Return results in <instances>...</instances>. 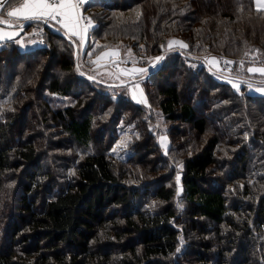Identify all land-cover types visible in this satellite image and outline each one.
<instances>
[{"label":"trees","instance_id":"1","mask_svg":"<svg viewBox=\"0 0 264 264\" xmlns=\"http://www.w3.org/2000/svg\"><path fill=\"white\" fill-rule=\"evenodd\" d=\"M86 7L92 26L83 48L32 21L24 29L41 27L42 45L0 46V264H264V93L249 89L259 80L248 76L261 73L247 68L264 60V9L255 0ZM131 8L120 45L142 42L141 55L163 56L138 77L144 101L108 92L75 61L112 10ZM206 53L222 58L223 70L199 59ZM79 85L95 91L89 103L74 95ZM49 95L70 100L52 105ZM34 103L44 118L35 124L34 112L19 123ZM99 104L102 128L93 118ZM153 108L169 138L165 152L148 122ZM53 121L70 139L64 148L40 132ZM110 122L129 136L118 143ZM73 142L82 154L69 159ZM72 161L58 184L66 176L58 167Z\"/></svg>","mask_w":264,"mask_h":264},{"label":"rangeland","instance_id":"2","mask_svg":"<svg viewBox=\"0 0 264 264\" xmlns=\"http://www.w3.org/2000/svg\"><path fill=\"white\" fill-rule=\"evenodd\" d=\"M15 1L16 0H6L5 3L3 4V6L1 7L2 9L0 8V12L4 11L8 7L13 6ZM88 2H89V0H82L83 5L80 9L81 11L75 7L70 9L71 12H77L81 22L83 24H87L86 25L87 28L92 26V22L90 21V17L87 14L89 12L88 10L91 7L90 8L86 7V9L84 8V6ZM255 6L259 9H264V0H255ZM132 11H133L132 8L129 10L124 9L122 11L112 10L110 13H112L113 15L114 14H116V15L108 23H105L104 25H102L103 27H102V30L100 32L101 35L97 34L96 35L97 37L95 36L94 38L90 39L91 48H88L89 50H87L85 54L80 55V51H76L75 61L83 71L87 72V75L89 76L88 78H90V79L95 78V79L106 82L108 84V86L105 90H107L108 92L111 90H116V91L123 90L124 94H130L133 99H135L137 101H144V97H145L144 91H143L142 85L140 83V79L138 77L146 75V73L150 72V70H152L154 68V66L156 67L161 62L163 56L161 57L160 53H158V55L151 56V57L141 55L142 54L141 53L142 52V46H143L142 42H137L135 45L134 44H128V43H130V40L128 39L129 41H128V43H127L128 45L126 47H122V45H120L121 42L124 40L123 35L127 34V32H128V25L132 19V17L130 19H129V17L131 16ZM79 12H81V15ZM85 12H87V13H85ZM108 20H109L108 17H105V19H103V21H108ZM32 22H35V21H32ZM38 22L41 24V21H38ZM23 24L25 25V22ZM31 24L34 26V24H36V22L31 23ZM87 28H86V30L84 29L83 35L81 37V42L79 43V42L74 41V43H76V44H79V45L81 44L82 48L87 43V39H86L87 30H88ZM31 29H25V33L28 35V37L33 36V40L35 39L34 43L37 45V43H36V40H37L36 31L41 30V29L40 28H37L34 30H31ZM52 30L55 31L54 29H52ZM107 32L109 33V35H107ZM28 33H30V35ZM41 34H42V31H41ZM107 37H110L111 40H106ZM102 38H104V39H102ZM171 39L172 40H169L168 45L170 47H173L175 49L180 50L178 45L175 42L176 38H171ZM15 43L17 44V46L19 45V41L15 42ZM35 44L32 43L30 45V47H32V48L36 47ZM42 44L43 43L38 44V45H42ZM24 47L25 46H23V49H24ZM76 49H77V47H76ZM20 50H22V49H20ZM24 50H28V49H24ZM90 50H91V52H90ZM83 53H84V51H83ZM200 56H201V58H199V59L209 63L210 65L213 64L215 69H217L219 71L223 70V68L220 66V64L223 63L222 58H220V60H218L215 56L207 55V53L205 55L202 54ZM147 60H149V61L147 63H145L144 61H147ZM263 61L258 62L256 64H250L247 67L248 71H250V72L261 73L258 75L248 76L250 78L252 77L256 80H259V82L249 83V89H253L254 91H258L261 93H264V62ZM190 65L196 66V65H198V62L196 61V64L191 63ZM231 73L232 74H230V75H232V76L235 75L233 72H231ZM81 89H83V90H81ZM79 91L83 92L81 100L85 101L84 99H86L88 101V103L90 100H93V98L96 96L95 91L93 89H90L87 85H85V86L79 85V90H77V92L74 95L79 94ZM46 95H47V93H46ZM93 95H94V97H92ZM119 95H120V93L116 92V96H119ZM49 97L51 99H53V102H51L52 105H53V103L55 105H59V104L65 105V103H67L70 100V98H67V97H65V98L60 97L59 99L58 98L57 99L52 98L50 95H49ZM97 99H99L101 101L102 97L98 96ZM100 109H101V104H99V106L94 110L93 118L95 119L96 126H98V127L100 126L99 128H102L101 123H98V119L101 115ZM35 110H36V104L34 103L28 109L24 120L19 121V123H23V121H25L26 119L32 118L31 114H33L34 112H35V114L33 117H34V119H37L36 117L39 116V112H40V116L37 119V123H35L38 125V122H40V117L43 116V114H44L43 111H46V108H42L41 110L38 108L36 111ZM104 110H106V109H104ZM148 110H149V107H148ZM107 111H108V109H107ZM119 113L120 112L118 111V114ZM151 113H153V118L151 119L150 116H148V122L150 120V126H152V127L154 126V130L158 131L156 133L157 142L160 145L161 149L165 152L169 146V138H168L166 131L159 129V128H162V125L164 123L162 121L161 116H159V114L156 112L155 108L152 109ZM108 114H110L109 118H111L112 116H114L113 115L114 110L111 109V111H109ZM123 114H125V113H121V115H120L121 117L119 118L118 126H122V123H124V119H123L124 115ZM42 118H44V117H42ZM46 125H48L49 129L44 128ZM118 126H116L114 123L111 124V122H110V129L108 128V130H110L109 131L110 136L111 137L112 136L117 137V142L120 143L121 141L125 140V137L129 136V132L127 131V129L125 127L119 128ZM40 132L42 133V135H44L46 137V139L54 140L53 142H51L49 144L51 146L54 145V147H52V148H56L58 146L61 149L62 147L64 148V146L67 145L68 142L70 143V141H69L70 139L64 137L65 132H64L63 128L59 125H56L54 121L49 122V124L44 123L43 125H40ZM180 137L181 136L177 137V139H179ZM56 139L60 140V142ZM144 142H146V140ZM72 144L73 145H71L72 149L70 151V155H68L69 159H73V157H72L73 155L81 156V154H82L81 147L79 148L78 147L79 145H76L75 142H73ZM115 145H114L115 149L113 148L114 152L117 149V146H115ZM183 149L185 150L186 147L183 146ZM68 156H66V157H68ZM42 160L45 161L46 157H43ZM73 163H74V161H72V163L70 165H68V167H66V166H59L58 167L59 171L65 170V175H66L64 180H62L60 178L57 179L59 181L58 184H62V182L65 183L66 180L69 178L68 176L70 174V168H71L70 166ZM34 168H35L34 165L30 166V169L32 171L34 170ZM155 172H152V174L153 173L155 175L159 174V171H155ZM61 174H63V173H61ZM40 194H42V191L40 192ZM128 207L131 208L132 203H130V206H128Z\"/></svg>","mask_w":264,"mask_h":264},{"label":"crops","instance_id":"3","mask_svg":"<svg viewBox=\"0 0 264 264\" xmlns=\"http://www.w3.org/2000/svg\"><path fill=\"white\" fill-rule=\"evenodd\" d=\"M73 7L75 5L72 0H59L57 4L47 0H16L13 6L0 12V46L5 41H19L20 49H31L30 45L35 44V39L25 33L23 23L27 21H41V24L53 27L71 41L80 43L87 24L81 22L77 12L70 11ZM36 28L41 27L32 29Z\"/></svg>","mask_w":264,"mask_h":264},{"label":"built area","instance_id":"4","mask_svg":"<svg viewBox=\"0 0 264 264\" xmlns=\"http://www.w3.org/2000/svg\"><path fill=\"white\" fill-rule=\"evenodd\" d=\"M50 3H54V4H57L59 0H48ZM74 2V5L76 8H78L79 10L81 9L82 7V2L81 0H72ZM81 11V10H80ZM80 15H81V12H79ZM30 35V33H28ZM36 36H37V40H36V43L37 45L38 44H41L43 43V40H42V37H41V30H37L36 31ZM195 60H192L191 58H187L185 59V62L188 63V64H191L193 63Z\"/></svg>","mask_w":264,"mask_h":264},{"label":"water","instance_id":"5","mask_svg":"<svg viewBox=\"0 0 264 264\" xmlns=\"http://www.w3.org/2000/svg\"><path fill=\"white\" fill-rule=\"evenodd\" d=\"M6 0H0V8L3 6Z\"/></svg>","mask_w":264,"mask_h":264}]
</instances>
